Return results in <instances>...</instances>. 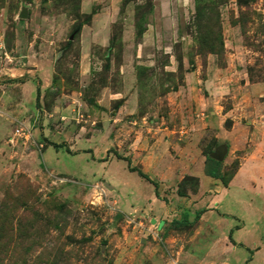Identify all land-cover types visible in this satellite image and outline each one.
<instances>
[{"label":"rangeland","instance_id":"1","mask_svg":"<svg viewBox=\"0 0 264 264\" xmlns=\"http://www.w3.org/2000/svg\"><path fill=\"white\" fill-rule=\"evenodd\" d=\"M207 121L264 136V0H0V264H179L176 186L148 211L95 167L134 131L214 153Z\"/></svg>","mask_w":264,"mask_h":264},{"label":"crops","instance_id":"2","mask_svg":"<svg viewBox=\"0 0 264 264\" xmlns=\"http://www.w3.org/2000/svg\"><path fill=\"white\" fill-rule=\"evenodd\" d=\"M211 121L205 125L214 131L218 148H222L220 161L227 153L226 146L228 157L225 159H229L231 153L243 151L238 167L225 187L218 180L203 174L204 157L197 147V133L190 138L188 135L174 136L171 131V135L158 133L149 136L134 131L125 147H121V141L116 136L111 142L115 153L95 168L106 173L119 203L144 204L148 211L163 206V201L155 197L153 186L135 172H129L126 161L120 158H126L130 166L139 169L154 182L158 195L161 189L174 191L173 187L184 176L197 178L195 192H187L184 197L175 193L170 194V198L164 195L173 202L186 204L189 211L182 214H186L188 222H194L196 226L187 240L188 249L182 252L179 264H208L211 253H217L214 258L216 264H264V226H257L260 219L257 214L261 216L257 207L264 204V136L257 134L254 128L249 130L246 123L237 125V122H232L228 129L222 130L220 122ZM237 131L241 132L240 136H237ZM92 162L95 160L85 165L88 167ZM112 163L121 166L122 179L109 170ZM255 199L260 200L259 206ZM238 205L242 207V212L238 213ZM196 213L198 219L194 221ZM182 214L180 217L175 215L174 220H180Z\"/></svg>","mask_w":264,"mask_h":264},{"label":"trees","instance_id":"3","mask_svg":"<svg viewBox=\"0 0 264 264\" xmlns=\"http://www.w3.org/2000/svg\"><path fill=\"white\" fill-rule=\"evenodd\" d=\"M38 95H39V89L36 88L35 89V102L36 103H37V100H38ZM49 145L52 146L53 148H57L58 147L55 144H49ZM210 153H211V151H203L202 152V155L204 157L202 172H203V174L205 176H208L210 178L218 180L221 183V185L223 187H225L227 185V182L231 179L232 175L236 171V169L238 167V162L236 160L233 162V164H232L233 165L232 166V172L226 177L222 162L211 158L210 157ZM116 158H119V157L116 156ZM120 159L126 161V164H127L126 168H127V170L129 172H135L137 174V176H139L140 178H142L145 181L149 182L153 186L154 195H155L156 198L159 199V195H158V192H157V185L154 182H152L146 175H144L139 169L130 166L129 161L126 158H120ZM185 180L193 181L194 182V188L192 189L191 192L193 193V192L196 191L197 183H198L197 178L192 177V176H184L176 185L175 194L177 196H180V197L186 196V192H185L186 189L183 188V191H179V188H181V186H182V184H183V182ZM161 200H163V199H161ZM197 219H198V213L195 214L194 221H196ZM190 224L191 223L188 222V220H187V215L186 214H182L180 220H172L170 225L173 228L178 229V228H182V227L188 226Z\"/></svg>","mask_w":264,"mask_h":264},{"label":"water","instance_id":"4","mask_svg":"<svg viewBox=\"0 0 264 264\" xmlns=\"http://www.w3.org/2000/svg\"><path fill=\"white\" fill-rule=\"evenodd\" d=\"M221 151H222V148L219 147L214 153H211V154H210V157L213 158V159H215V160H217V161H220V153H221ZM104 185H105L107 188L110 189V186H109L108 184L104 183Z\"/></svg>","mask_w":264,"mask_h":264},{"label":"built area","instance_id":"5","mask_svg":"<svg viewBox=\"0 0 264 264\" xmlns=\"http://www.w3.org/2000/svg\"><path fill=\"white\" fill-rule=\"evenodd\" d=\"M18 133H19V130H18Z\"/></svg>","mask_w":264,"mask_h":264}]
</instances>
